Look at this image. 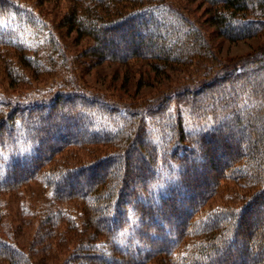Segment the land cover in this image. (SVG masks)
Returning a JSON list of instances; mask_svg holds the SVG:
<instances>
[{
  "label": "trees",
  "instance_id": "16d2710c",
  "mask_svg": "<svg viewBox=\"0 0 264 264\" xmlns=\"http://www.w3.org/2000/svg\"><path fill=\"white\" fill-rule=\"evenodd\" d=\"M45 1L0 0L10 84L55 66L71 73L43 93L0 92V201L39 180L56 203L78 202L67 213L48 201L40 219L66 223L72 245L58 264H264V49L223 59L175 0H68L56 25L38 9ZM200 1L225 38L264 35V0ZM62 31L90 44L70 54ZM75 58L196 72L124 101L78 83ZM71 148L87 156L58 159ZM223 181L245 191L208 206ZM0 259L33 264L1 236Z\"/></svg>",
  "mask_w": 264,
  "mask_h": 264
},
{
  "label": "rangeland",
  "instance_id": "374dc122",
  "mask_svg": "<svg viewBox=\"0 0 264 264\" xmlns=\"http://www.w3.org/2000/svg\"><path fill=\"white\" fill-rule=\"evenodd\" d=\"M26 3H37L38 0H21ZM185 10H190L193 17L206 31L208 39L215 47L219 56L223 59H232L245 56L259 49H264V35L232 41L219 34L217 27L209 20L208 5L200 0H175ZM38 9L56 25L69 9L68 0H46ZM63 39L67 43L70 54L80 55L90 44L89 39L77 41L74 34H66L62 31ZM12 53L11 51H7ZM80 52V53H78ZM41 55L40 52H38ZM11 55V54H10ZM4 52L0 53V92L11 97H26L36 93H43L50 88L63 84L67 77L71 76L65 68L55 66L51 73L32 78H19L12 86L7 77L6 67L12 61L4 58ZM91 59L78 58L72 66L77 82L90 90L101 92L111 97H119L124 101L132 99L144 100L159 93L175 90L196 69H166L154 71L146 60H132L127 63L113 61L93 62ZM76 67L78 70H76ZM24 72V71H23ZM73 78H75L72 75ZM72 78V79H73ZM68 155L86 157L87 151L71 148L61 157ZM245 190L234 182L223 181L219 192L208 202V206L222 205L234 202ZM53 201L49 197L44 185L39 181H31L18 189L6 191L1 195L0 201V236L17 244L28 253L33 264H58L72 245L70 236L65 233L66 223L62 222L55 230L40 227L42 213L47 209V202ZM58 208H63L70 213L77 210L78 202L56 203ZM66 213V214H67ZM46 235L42 238V233ZM0 264H9L0 259ZM153 264V263H149Z\"/></svg>",
  "mask_w": 264,
  "mask_h": 264
},
{
  "label": "bare ground",
  "instance_id": "6f19581e",
  "mask_svg": "<svg viewBox=\"0 0 264 264\" xmlns=\"http://www.w3.org/2000/svg\"><path fill=\"white\" fill-rule=\"evenodd\" d=\"M244 5V4H243ZM177 12V11H176ZM182 14V13H181ZM240 16V15H239ZM231 18V17H230ZM187 20V19H186ZM262 20V19H261ZM192 21V20H191ZM263 21V20H262ZM179 23V22H178ZM188 23V22H187ZM192 23V22H191ZM196 23V22H195ZM215 23V22H214ZM193 24V23H192ZM189 25V24H188ZM181 29V28H180ZM201 29V28H200ZM181 31V30H180ZM184 31V30H183ZM233 85V83H232ZM235 85V84H234ZM241 88V87H240ZM254 91V90H253ZM241 94V93H240Z\"/></svg>",
  "mask_w": 264,
  "mask_h": 264
}]
</instances>
